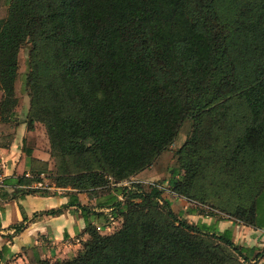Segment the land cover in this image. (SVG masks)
<instances>
[{"label":"trees","instance_id":"16d2710c","mask_svg":"<svg viewBox=\"0 0 264 264\" xmlns=\"http://www.w3.org/2000/svg\"><path fill=\"white\" fill-rule=\"evenodd\" d=\"M219 6L217 0H0V136L12 144L28 91V129L45 126L51 157L63 160L56 186L70 190L67 205L42 215L75 208L90 237L65 261L28 249V264H231L235 257L250 264L254 251L236 245L219 221L190 223L162 189L141 186L171 171L172 191L191 198L200 175L219 163L234 175L250 166L251 175L264 173V0L237 6L240 26L233 22L229 35L221 32L228 22ZM238 102L245 120L235 141L220 147L217 125ZM179 135L186 145L167 164ZM133 179L132 187H117ZM110 181L114 193L94 208L80 202L78 195ZM30 183L25 176L5 181L12 197L37 195L20 189ZM119 214L123 223L111 235L93 224ZM235 215L237 223L264 230V186Z\"/></svg>","mask_w":264,"mask_h":264},{"label":"rangeland","instance_id":"374dc122","mask_svg":"<svg viewBox=\"0 0 264 264\" xmlns=\"http://www.w3.org/2000/svg\"><path fill=\"white\" fill-rule=\"evenodd\" d=\"M243 1L245 0H217L220 5V12H222L224 16L223 20L224 22H228V24L222 28L221 32L223 33V35H229V32L231 30L234 31L236 26H240L238 10L236 7L239 6ZM239 13L242 14V7ZM233 22H236V26H232ZM29 52V49L24 51L23 60L28 59ZM25 69L26 68L24 66V70ZM30 109V98L28 96V91L26 92L25 90L23 99L21 100L20 105L17 108L21 121L28 122L30 120ZM222 111L223 110L218 108L216 113L214 114H216V117H220ZM246 113V109L242 106L241 103H235L232 106L231 111L227 112V119L217 125L221 135L220 140L218 141L220 143V147L227 144L229 141L231 143L235 141L238 130H240L245 120ZM37 125V130H34V137L29 136L26 147H32L33 150H35L36 146L39 145L41 148V152H43L45 148L49 146V153L51 156V145L47 130L45 126L40 122H38ZM186 142L187 139L185 137L181 135L178 136L177 141L171 147L170 153L166 159L167 164H170L173 161L177 152L185 147ZM51 159V166L48 164H38V166L30 172V175L33 177L31 179L32 183H30V185L41 184L43 187L50 190L24 191H35L37 192V195H42V193H45L48 196L57 197L59 196V194H61L62 197H67L70 195V190L58 188L55 183L57 177L59 176V173H61V169L63 168V160L59 157H51ZM215 166L210 168L207 173L204 172L202 175H200V179L198 180V184L191 194V198H180L172 191L170 185V181L172 178L171 171H168L157 178L142 182L141 186H143V191L145 192H150L154 186L162 189L163 199L172 202V209L178 216L181 215L185 218L187 213L195 210L199 213V215L196 214L197 217H202L204 218V220L208 219V221L210 220L212 221V223L216 221H219L221 224L223 222H232L245 226L243 223L236 222L237 218L235 212L239 207L248 208L251 205L258 191L264 186V173L259 172L258 175H251L252 170L250 169H252V167L250 166V168L244 167L243 173L240 170H237L236 172L238 173L234 175L233 171L229 169V166L225 162L219 163ZM226 168L228 169L226 170ZM57 169H59V173H57ZM132 181V183L125 182L123 184L117 185V187H132V184H137L138 182L137 179H133ZM112 183L113 181H110V184H108V186L104 188H99L95 191H89L86 194H81L85 195L86 199L89 200V206L87 207L94 208V204H96L97 200L100 197L102 198L113 194L116 185ZM120 199L123 203L125 202V198L122 195L120 196ZM206 215L212 216L209 218ZM110 217L111 216H109V218ZM194 221V224H198L200 221L202 222V220L200 219H195ZM101 223L104 225L107 222L104 219ZM122 223L123 222L121 219V214H119L114 223L112 222L111 225L107 224L110 230L108 231V229H104L103 232L111 235L121 228ZM252 231L253 230H251V232ZM252 234L254 235V238H257L259 235L254 233ZM235 239H237V237L234 238V242L236 243V245L241 247L242 245H244V241L240 239L238 242H236ZM256 249H258L257 254H250V264H264V257L257 259L258 255L264 253V242L260 243L258 247H256ZM231 262V264H249L244 263L242 260L238 261L236 257Z\"/></svg>","mask_w":264,"mask_h":264},{"label":"crops","instance_id":"0c3cea01","mask_svg":"<svg viewBox=\"0 0 264 264\" xmlns=\"http://www.w3.org/2000/svg\"><path fill=\"white\" fill-rule=\"evenodd\" d=\"M1 98L2 93H0V101ZM37 126H35L36 130ZM34 134V131H29L27 123L21 121L12 144L9 143V140L3 141L0 136V168L5 180L17 179L29 174L38 164L51 166L49 146L41 152L40 146L37 145L33 150L32 158H27L24 151L25 141L29 136L34 137ZM6 144L11 146L7 147ZM14 191L13 186H8L7 191L3 193H8L11 197L0 199V264H28L26 256L28 249L39 252L43 260L52 262L76 258L83 251V245L90 240V237L86 233V221L81 213H76L74 212L75 208H71L56 217L42 215L67 205L69 198L62 197L61 194L58 197H42L40 195H24L23 193L12 197ZM78 197L84 206H89V200L85 195H78ZM95 206L96 204H94ZM35 215H39V217L35 219ZM25 216L29 220L27 223L24 222ZM185 218L190 223L195 222V219H200L209 225L212 223L208 219L197 217L196 214L187 213ZM101 222L96 221L93 224L99 228L107 226ZM22 224H25V229L17 232L16 227ZM219 229L232 231L233 238L237 237L236 242L241 239L245 242L242 247L252 249L256 254L258 253L256 247L264 242V230L262 229L232 222L220 223ZM251 230L253 231L251 232ZM252 233L259 235L254 238ZM102 234L107 235L108 233L102 232Z\"/></svg>","mask_w":264,"mask_h":264},{"label":"built area","instance_id":"2783aa9c","mask_svg":"<svg viewBox=\"0 0 264 264\" xmlns=\"http://www.w3.org/2000/svg\"><path fill=\"white\" fill-rule=\"evenodd\" d=\"M24 176L27 179H32L33 178L30 175V173L29 174H25ZM5 181L6 180H5L4 175H3L2 171H1V168H0V199H1L2 193L5 192V191H7V189H8V186L5 184ZM20 189H22V190H50L48 188L43 187L41 184L24 186V187H20ZM112 222L114 223L115 220L112 217H110L109 218V224L111 225ZM106 229H108V231L110 230V228H108V226H107Z\"/></svg>","mask_w":264,"mask_h":264}]
</instances>
